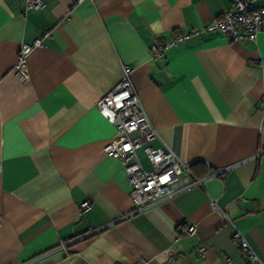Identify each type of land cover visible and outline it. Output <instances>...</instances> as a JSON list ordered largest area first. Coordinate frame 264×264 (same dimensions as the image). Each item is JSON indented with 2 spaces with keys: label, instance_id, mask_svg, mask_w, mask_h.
I'll return each mask as SVG.
<instances>
[{
  "label": "crops",
  "instance_id": "crops-1",
  "mask_svg": "<svg viewBox=\"0 0 264 264\" xmlns=\"http://www.w3.org/2000/svg\"><path fill=\"white\" fill-rule=\"evenodd\" d=\"M43 2L0 0V264H248L213 200L264 258V31L255 42L202 32L154 61V40L207 25L231 0ZM36 38L20 80L17 53ZM125 65L151 144L206 176L133 214L124 167L103 150L117 129L96 107Z\"/></svg>",
  "mask_w": 264,
  "mask_h": 264
},
{
  "label": "built area",
  "instance_id": "built-area-1",
  "mask_svg": "<svg viewBox=\"0 0 264 264\" xmlns=\"http://www.w3.org/2000/svg\"><path fill=\"white\" fill-rule=\"evenodd\" d=\"M82 1L84 0H75L74 4ZM255 1L231 0V7L222 11L207 25L175 33L165 41L154 40L150 46L151 59L154 61L162 59L167 48L202 32L221 34L232 41L246 39L255 42L259 33L264 31V5H259ZM43 5V0H25L24 11L38 10ZM42 35H49V32L43 31ZM41 45V38L21 45L13 70L18 79L28 78L27 56L34 47ZM129 71V66L125 65L120 81L101 96L96 107L100 114L117 129V136L109 141L103 150L106 156L118 159L124 167L129 184V195L135 204L129 214H133L167 200L187 188L201 186L206 176L196 177L191 169L192 163L179 159L168 145L153 146L151 144L158 136L157 130L143 109L130 81ZM139 149L148 158L152 166L150 170L142 166L137 153ZM90 205V200H85L79 204L78 210L84 212L90 208ZM212 208L232 225L231 239L247 259L248 264H264V258L253 251L244 235L229 215L219 207L216 200L212 201ZM195 232V224H189L185 234L194 235ZM65 246L66 243H61L59 248L64 249ZM40 256L20 264H39L37 261ZM225 261L229 264L231 260L226 258ZM135 264H146V260L142 258Z\"/></svg>",
  "mask_w": 264,
  "mask_h": 264
}]
</instances>
